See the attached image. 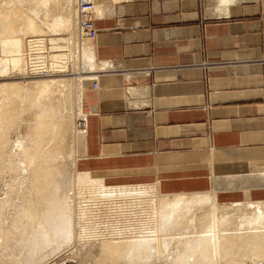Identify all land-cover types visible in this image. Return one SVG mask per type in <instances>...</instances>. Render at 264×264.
<instances>
[{"label":"crops","instance_id":"crops-1","mask_svg":"<svg viewBox=\"0 0 264 264\" xmlns=\"http://www.w3.org/2000/svg\"><path fill=\"white\" fill-rule=\"evenodd\" d=\"M96 6L76 172L158 204L264 202V0Z\"/></svg>","mask_w":264,"mask_h":264},{"label":"bare ground","instance_id":"bare-ground-1","mask_svg":"<svg viewBox=\"0 0 264 264\" xmlns=\"http://www.w3.org/2000/svg\"><path fill=\"white\" fill-rule=\"evenodd\" d=\"M49 1L37 0L40 7L41 4L48 6ZM73 1L67 0L64 7L62 6V13L60 12L61 14H57L53 18L54 23L52 22L50 33L43 32V27H37L36 22L29 18L25 20L27 23L21 19L23 23L22 26L19 25L21 15L18 13V25L21 26L19 29L21 33L22 31L27 33L23 34V37L20 34V36L12 35V33L16 34L17 22L15 23L14 18L13 21L8 20L7 27L4 26L5 29L2 26L4 21L1 18L3 23L0 24V30L3 27L2 30L6 31L0 34V63L4 65L0 70L2 76L8 74L10 69L18 70L19 64L23 61L25 68L33 74L42 67H46L50 71L61 69L66 63V56L67 61L70 62L72 54L66 32L71 20L69 13H65L72 9L75 3ZM222 1L229 3L232 0ZM55 2H52L54 7ZM59 3L60 1L57 2V4ZM54 12L56 14V11ZM46 14L48 13L45 12L44 17ZM16 15L14 17L18 16ZM48 15L52 16L53 14ZM7 18L8 16H6ZM44 24L48 27L46 21ZM4 25H6V20ZM22 27L23 29H21ZM8 32L10 34H5ZM80 42L78 41L74 45H76L81 66L84 58L90 62L93 56L91 43L86 40L83 41V44ZM23 63H21L22 69L24 68ZM50 82L52 81L35 80L27 83H0V184L3 182L5 184L6 177L11 176L14 177V180L20 179L22 185L25 186V190L20 193V202L16 206L18 212L12 216V223L18 220L23 221L25 228L18 237H10L13 239V243L8 245L7 251L4 249L6 251L4 257L9 262L52 264L55 257H59L62 252L67 255V248L72 244V240L77 234L84 236L88 234L90 230L88 223H92L89 221L94 217L95 209L99 208L98 215L102 223L106 225V233L102 238L100 252L96 256L100 260L95 258L96 262L103 264H156L158 261H162L164 264H243L247 258L251 257L257 260V264H264V202L219 206L211 196H180L160 197V204H155L154 200L149 201L148 206H132L128 205L129 201H142L147 196H151V190L145 187L108 186L103 180H97L87 173L76 172L75 185L77 184L78 187L77 198L79 199H77L78 205L74 207L76 210L71 211L69 195L65 190L63 191V189L68 190L69 186L64 187L66 183L64 185L58 179L59 176L65 175L63 174L65 169L61 173L60 166L50 167L48 155H44L42 149L45 144V136L50 131H52V137L56 136L55 132L58 135L59 133L64 135L69 130L67 124L60 122L58 128L55 129L57 125H55L56 122L51 121V117L50 121L48 118V120L46 119L47 123H44L42 118L48 111L44 107L47 105H44L40 113H37V120L33 125H27L29 128L27 134L32 137L34 142L31 147L22 148L24 157L21 158L9 150V135L14 131V128L20 126L23 111L29 109L31 105L40 107L39 103L41 102H38L37 98L39 96L41 100L40 95L42 94L43 100L44 94L47 93L44 91H48L51 86ZM10 100V104H7ZM24 102L27 104L25 105ZM51 108L53 107L51 106ZM51 114L53 115V113ZM83 116L76 124L78 130L84 135L86 114ZM27 121L31 123L30 119ZM55 149L60 151L62 147L58 146ZM59 155L61 156V154ZM54 160L55 157H52L51 161ZM9 179L11 178H8L7 181ZM65 180L67 179L65 178ZM11 187L9 186L6 190L5 194L8 196L5 195L4 199L0 198V239H5V234L9 235L10 232L8 228L5 229L6 225L3 227V223L8 218L7 208L10 209V205L13 203L10 200L12 195H9L12 191ZM99 200H104L101 203L107 205L96 207L94 205L96 202L101 204ZM205 207L208 209L206 215ZM200 209L203 215L199 216L200 223L197 224L195 214ZM131 215H140L139 221H136V216L133 218L135 220L130 218ZM20 223L22 224V222ZM69 251L73 252L71 249Z\"/></svg>","mask_w":264,"mask_h":264},{"label":"rangeland","instance_id":"rangeland-1","mask_svg":"<svg viewBox=\"0 0 264 264\" xmlns=\"http://www.w3.org/2000/svg\"><path fill=\"white\" fill-rule=\"evenodd\" d=\"M59 1L61 4L60 3L57 4V2H59ZM59 1L55 2V0H50L49 2L51 4L49 3L48 6L41 4V7H40V4L37 2V0H0V24L2 25L3 21L5 23V20H6V25H4V23H3L2 26L7 27V21L8 20L13 21L15 19V23L17 22L16 23V29H15L16 34L12 33V35L18 36L20 34L21 37H23L24 36L23 34H26L27 32L24 33L22 31V33H21V30L19 29V27L22 26V23H23V22H21L22 20L25 21L27 18H29V19L36 22V24L38 25L37 27H39V28L43 27V30H44L43 32L46 31V33H50L49 31H51V29H52L51 28L52 22L54 23L53 18L57 14L59 15L62 13V6L65 3H67V0H59ZM52 2L53 3L55 2V4L58 6L55 5V7H54V4ZM73 2L77 3V0H74ZM75 3L73 4L72 9L70 10L71 12L69 11V12L65 13V14L69 13L70 20H71L70 26H68V29L66 32V34L68 35V36L66 35V37L69 38L68 41H69V46H70V52L72 54V57H70V62L67 61L68 59L66 56V59H65L66 63L64 64V66H62L61 69L56 70V71H50V70L46 69V67H42L41 69L38 70L37 73L33 74V73L29 72L28 69L25 68V63H23L24 62L23 61L21 63L24 64V68L26 70L24 68L22 69L23 65L20 63L19 64L20 66H18V67H20L18 69V70H20L19 72L17 69L15 70V68L13 70L10 69V71H8V74H6L7 76L6 75L2 76V74L0 72V83H3V82H20V83L25 82V83H27V82H33L35 80L52 81V82H50L51 86H50L49 90L44 91L45 93L46 92L47 93L44 94L45 96L43 95L44 96L43 100H42V94L40 95L41 100L39 99V96L37 98L38 102L40 101L42 103V105H41V103H39L40 107H38V105H31V107L29 109H26L25 111H23V113L21 115L22 121L20 119V122H21L19 124L20 126L17 127L18 129L14 128L13 129L14 131L9 135V140H10L9 150L11 153H15L21 158L24 157L25 154L23 153L22 148L27 149V148L31 147L32 143L34 142L32 137L27 134V130L29 129L27 125H29V124L33 125V123L37 120V113L38 112L40 113V111L43 109L44 105H47L44 107L46 110L48 109V111L45 112L47 114H44L45 116H43V118H42V121L44 123H47L48 118H49V121L51 118L52 119L54 118L53 120L51 119V121H53V123H55V122L57 123V124L55 123V125H57V127L55 129L58 128V125H60V122H64V124H67V126H69L68 127L69 130H67L64 135H60V133L58 135V133L55 132V130H53L56 133V136L52 137L53 134H51L52 131H50L48 133V135L45 136V138H44L45 144L43 145L42 149H43V154L48 155L50 167L60 166L62 168L60 171L61 173L65 169L64 170L65 172L63 173L65 175H62L61 177L59 176L58 179L61 180V183H63V184L66 183V185L64 184L65 186L64 185H62V186H64V187L69 186V188L66 187L68 190L63 189V191L65 190L67 192V194L69 195L70 209L73 212H74V210H76V208H74V207H76V205H78L77 199H79V198H77L78 187H77V184L75 185L76 160L82 154L83 140H84V135L82 132H80L78 130V126L76 123H77V121H79V119L81 117H84L83 114H87L88 110L86 108L88 107V103L90 102V99L92 97L91 96L92 94L89 91V83H90L89 79H90V75H91L90 74L91 70L87 69V68H89V62H87L86 59L84 58L82 65L81 66L79 65L80 59H79V55L77 54V51L75 48L76 45H74L75 43L78 42L77 40H75L76 39V22L74 23V20H75V11L74 10L76 8ZM5 7H7V8H5ZM42 7H43V9H41ZM45 7H46V9H45ZM54 8H55V10H52ZM66 8H67V6H66ZM47 9H49V10H47ZM54 11H56V14ZM45 12H47L50 15H52V14L53 15L49 16L48 14H46V16L44 17ZM18 13H20L19 15H21V17L23 14L24 19H23V17L22 18L20 17L19 18L20 21H19L18 20V17H19ZM4 15L8 16V18L6 19V16L4 18ZM14 15H16L17 17H14ZM47 16H48V18H46ZM41 17H43V18H41ZM1 18L3 19V21ZM37 19H39V20H37ZM47 19H49V20H47ZM18 21L20 24L18 23ZM45 21H46V24L48 25V27L44 24ZM18 24L21 26H19ZM3 27H1V28L3 29ZM23 27L21 29H23ZM1 30H0V34H3L4 32H6L4 30H2V31ZM5 34H10V33L8 32ZM0 37H1V35H0ZM88 43H91V42H88ZM0 65H1V68H0V70H1L4 67V65H3V63H0ZM18 67H16V68H18ZM80 67H82L83 69ZM45 70H47V71H45ZM11 72H13V73H11ZM9 102H11V100L8 101V103L7 102H5V103L10 104ZM26 104H27V102L25 103V105ZM22 105H23V103H22ZM41 106H42V108H41ZM51 106L54 108V111H52L53 108H51ZM37 108H39V109H37ZM36 110H37V112H35ZM55 111H56V113H55ZM51 113H53L54 117ZM50 114H51V116H50ZM34 116H35V118H34ZM55 118H56V120H55ZM29 119L31 120V123H29V121H27ZM44 119H45V121H44ZM59 137H60V144L58 145ZM58 146L62 147V149L60 151H57L55 149V147L57 148ZM65 152H67L68 154L66 155ZM59 154H61V156ZM58 156H59V158H57ZM52 157H55L54 161H51ZM73 161L75 162V164ZM64 177L68 180V182H67V180H65ZM6 178L7 179L11 178V179H9L8 181H7V179H5V184H4V182L2 184H0V198L4 199L6 196H8V194H5L6 190L9 188V186L10 187L12 186L10 188V189H12V191L9 190V191H11L9 195H12L10 200H11V203L12 202L13 203H12V205H10V209H9V207L7 208V217L8 218L5 219L7 221H4V223H3V227H5V225H6L5 229H7V228L9 229L8 231H10V232L8 234L10 236L5 234V239H0V248L1 249L3 248L2 250L0 249V251H1V253H0V260H1L0 264L2 262H3V264L4 263L6 264L7 262H8V264H29L27 262H18V261L9 262V260L6 257H4V254L7 251L8 245L13 243V239H10V237H18L19 234L21 232H23V229L25 228V224L23 221L18 220L17 222L12 223V218H13L12 216H14L18 212V209L16 206L20 202V199H19L21 196L20 193L23 190H25V186L22 185L20 179L14 180L13 179L14 177L12 178L11 176L6 177ZM11 180H12V182H9ZM64 180H65V182H64ZM13 183H15V184H13ZM67 183H69V184L67 185ZM14 185H15V187H14ZM21 186H23V187H21ZM21 188H23V189H21ZM69 189L71 192L69 191ZM154 196H155V198H154ZM154 200L155 201L157 200L156 201L157 203ZM94 201H96V200H94ZM103 201L104 200H99L100 203ZM149 201H154L155 204L159 203V199L156 198L155 193H153L152 191H151V196H147L142 201H134V202L129 201L128 205H132V206L137 205L139 207L140 206H148L150 204ZM94 205L96 207H99V206L107 205V204L106 203L98 204L96 202V204H94ZM98 209L99 208L95 209L94 217L91 219V221H89L92 223H88V227L90 228L88 234L86 236L77 234L73 238L72 244L67 248V253H66L67 255H64V252H62L61 254H59V257L58 256L55 257V259L53 260L54 262L53 261L51 262L52 264H103V263H99L98 261L96 262V259L100 260L96 256L100 252L102 238L105 236V233H106L105 232L106 231V225L104 223H102V221L100 220L99 215H98L99 214ZM207 210H208L207 207H205V211H206L205 215L207 214ZM196 212L197 213L195 214L196 215L195 218L197 219V224H198V223H200L199 222V218H200L199 216H202L203 212L201 211V209L199 211H196ZM134 216L137 217L136 221H139L140 215L139 216L134 215ZM134 216L131 215L130 218L133 219ZM133 220H135V219H133ZM204 220L206 221V219H204ZM18 222L19 223L22 222V224L21 223L19 224ZM12 233L13 234L15 233L14 236ZM4 249H6V251ZM69 249H71V251H73V252L70 253ZM160 260H162V259H160ZM256 261L257 260L255 258L249 257L245 260V262L243 264H257ZM39 264H44V263H39ZM156 264H164V263L162 261H158Z\"/></svg>","mask_w":264,"mask_h":264},{"label":"built area","instance_id":"built-area-1","mask_svg":"<svg viewBox=\"0 0 264 264\" xmlns=\"http://www.w3.org/2000/svg\"><path fill=\"white\" fill-rule=\"evenodd\" d=\"M96 0H77L76 4V39L77 41L92 42L97 36L95 28ZM95 89L98 88L96 77L89 79Z\"/></svg>","mask_w":264,"mask_h":264}]
</instances>
